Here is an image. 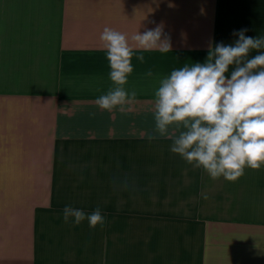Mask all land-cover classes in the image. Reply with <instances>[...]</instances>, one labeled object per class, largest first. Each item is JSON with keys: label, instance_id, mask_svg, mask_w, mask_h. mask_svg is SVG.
<instances>
[{"label": "crops", "instance_id": "obj_1", "mask_svg": "<svg viewBox=\"0 0 264 264\" xmlns=\"http://www.w3.org/2000/svg\"><path fill=\"white\" fill-rule=\"evenodd\" d=\"M157 25L171 51L134 49L136 97L101 109L103 30ZM241 29L264 37V0H0V264H264V165L213 180L154 131L160 80Z\"/></svg>", "mask_w": 264, "mask_h": 264}, {"label": "clouds", "instance_id": "obj_2", "mask_svg": "<svg viewBox=\"0 0 264 264\" xmlns=\"http://www.w3.org/2000/svg\"><path fill=\"white\" fill-rule=\"evenodd\" d=\"M246 31L235 32L238 39L233 44L210 47L205 63L173 69L154 93V131L161 137L178 133L172 137L170 151L213 180L235 182L246 167L258 170L264 165V51L247 58L251 50L264 49V37L246 36ZM100 41L116 87L96 104L108 111L131 103L137 95L124 87L133 72L134 49L171 51L170 37L161 25L143 34L138 31L131 37L133 43L124 33L106 27ZM136 59L143 63L145 57ZM147 75H152L151 70ZM63 219L75 225L87 220L92 229L106 224L99 207L86 214L66 205Z\"/></svg>", "mask_w": 264, "mask_h": 264}]
</instances>
